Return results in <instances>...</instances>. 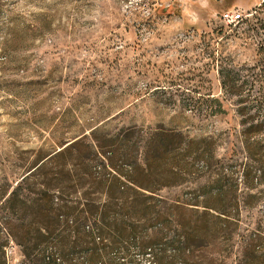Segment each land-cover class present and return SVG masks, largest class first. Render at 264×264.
Here are the masks:
<instances>
[{"label":"rangeland","instance_id":"374dc122","mask_svg":"<svg viewBox=\"0 0 264 264\" xmlns=\"http://www.w3.org/2000/svg\"><path fill=\"white\" fill-rule=\"evenodd\" d=\"M263 1L0 0V201L30 173L19 194L28 204L16 217L29 216L27 207L47 188L59 203L135 200L130 191L109 195L112 164L143 168L152 159V134L179 131L197 142L177 152L185 172L169 179L162 148L157 174L141 178L148 186L171 183L152 199L139 198L149 208L148 227L166 220L161 213H181L193 225L200 215H190L191 200L238 203L226 231H190L188 262L177 264H252L261 254L248 244L264 221V167L257 158L246 166L236 104L223 92L219 70L245 75L258 61L262 37L245 20ZM226 12L239 18L226 21ZM74 141L71 152L55 155ZM7 211L1 206L0 220ZM88 248L57 261L81 264ZM131 249L113 251L109 264L152 262L150 253ZM23 262L0 225V264Z\"/></svg>","mask_w":264,"mask_h":264},{"label":"trees","instance_id":"16d2710c","mask_svg":"<svg viewBox=\"0 0 264 264\" xmlns=\"http://www.w3.org/2000/svg\"><path fill=\"white\" fill-rule=\"evenodd\" d=\"M252 16L251 19L245 20V23L248 31L256 32L262 37L257 49L258 61L245 69V75H242L241 69L236 68H221L219 74L223 92L233 98L236 104L235 114L239 117L240 127L237 135L244 142L243 149L250 160L246 166H252L251 162L257 158V163L264 167V142L259 138L264 134V1L254 10ZM214 103L218 108L215 110L223 111L219 100L215 99ZM151 137L147 153L151 154L152 159L148 163L144 157L146 163L144 162L143 168L135 163L134 167L128 166V171H122L112 164L116 184L108 185L109 195H122L130 191L135 194V200L59 203L47 188L40 198L27 207L31 211L29 216L16 217L14 212L19 210L20 204H28L19 199V194L22 183L31 177V173L17 184L7 198L2 196V199H5L0 201V208L6 206L8 213L2 217L0 225L5 228L8 237L20 247L24 256L22 264H59L57 258L67 261L69 256H74V250L82 246L89 248L85 251V261L81 264H109V254L122 249L124 255H130L131 247L142 256L150 253V264H177L178 260L188 262L186 258L189 256L192 242L190 231L193 230L196 234H201L202 230L216 232L218 228L226 231L231 225V220L238 214L239 204H228L224 200L217 203L189 201L186 205L190 215H200L193 225L181 213H172V217L171 213L167 216L163 214V217L161 213L157 218L165 217L166 220L158 223L159 226L154 229L148 227L149 224L145 220L148 213L145 211H149V208L144 206L139 198L144 201L152 199L161 186L171 183H164L159 187L145 185L141 179L143 173L150 176L157 174L153 170V164L160 156L158 151L163 148L167 159V176L170 180H175L178 174L186 170L181 161L176 160L177 152L184 148L189 150L191 145L197 143L186 138L182 132L174 130L160 131ZM156 138L159 140H155ZM77 142L62 146L55 155L61 156L71 152ZM92 149L99 152V145L93 144ZM249 177L250 175L248 180L253 179ZM248 184L251 186L249 181ZM201 207L203 210L199 212ZM169 226L175 227L173 231ZM251 230L254 231L255 237L248 246L261 249L259 257L254 255L251 263L264 264V221L256 224ZM69 234L73 238L71 243Z\"/></svg>","mask_w":264,"mask_h":264},{"label":"built area","instance_id":"2783aa9c","mask_svg":"<svg viewBox=\"0 0 264 264\" xmlns=\"http://www.w3.org/2000/svg\"><path fill=\"white\" fill-rule=\"evenodd\" d=\"M234 17L235 18H239V15H235L233 13H229V12H226L225 14H223V18L226 20V21H233L234 20Z\"/></svg>","mask_w":264,"mask_h":264}]
</instances>
